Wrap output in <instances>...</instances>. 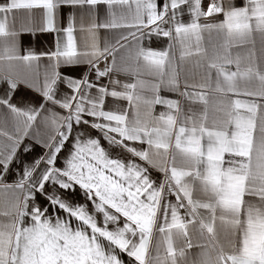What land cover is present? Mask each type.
I'll return each instance as SVG.
<instances>
[{
    "label": "snow or ice",
    "instance_id": "6c2138e0",
    "mask_svg": "<svg viewBox=\"0 0 264 264\" xmlns=\"http://www.w3.org/2000/svg\"><path fill=\"white\" fill-rule=\"evenodd\" d=\"M0 264H264V0L0 3Z\"/></svg>",
    "mask_w": 264,
    "mask_h": 264
},
{
    "label": "crops",
    "instance_id": "0c3cea01",
    "mask_svg": "<svg viewBox=\"0 0 264 264\" xmlns=\"http://www.w3.org/2000/svg\"><path fill=\"white\" fill-rule=\"evenodd\" d=\"M4 0H0V3H3ZM215 2H219V0H202V8L204 11H207V8L209 7V5L211 3H215ZM235 2L237 4H241L243 2V0H235ZM220 17H212L210 19H219ZM183 19L187 20L188 17L185 16ZM203 22V21H202ZM64 23V18L62 15L61 18V24ZM17 27H19V24H17ZM167 27V25L165 26ZM100 38L104 39L105 38V32L104 30H100ZM20 44L22 48H28L31 47L33 48L35 51L40 52L42 50H46L48 48L52 47V41H53V34L52 33H37L35 36L32 35H21L20 36ZM166 42V38H161L159 43L157 42L156 38L153 37L152 40V44L151 46L153 48H158V47H162L164 45V43ZM147 44V42H145ZM123 51V50H121ZM118 56L120 55V53L117 54ZM119 62V61H118ZM62 71H71L72 74L74 75H78L80 72L83 71V69H72V70H68V69H63ZM121 79H124V77H121ZM162 95H167V96H172L171 93H161ZM31 95H35L34 93H31L29 98L31 97ZM123 103V102H121ZM161 107L157 106L156 107V111L159 112L161 111ZM39 151V150H38ZM155 176L159 177L160 174L159 173H154ZM174 199V198H173ZM246 199H249L248 197H246ZM200 251V249L193 247L192 249L189 250V259H196V253H198ZM211 251V249H210ZM214 255V253H213ZM125 259H127V257L125 256Z\"/></svg>",
    "mask_w": 264,
    "mask_h": 264
}]
</instances>
